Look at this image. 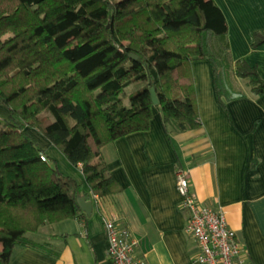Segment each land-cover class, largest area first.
<instances>
[{"label": "trees", "instance_id": "16d2710c", "mask_svg": "<svg viewBox=\"0 0 264 264\" xmlns=\"http://www.w3.org/2000/svg\"><path fill=\"white\" fill-rule=\"evenodd\" d=\"M254 41L264 46V30ZM202 60L224 107L244 95L237 79L264 94L258 70L232 60L214 0H0V264L43 226L82 218L83 187L42 161L29 131L80 166L94 196L111 197L122 189L102 149L148 132L153 109L168 134L201 128L191 67Z\"/></svg>", "mask_w": 264, "mask_h": 264}, {"label": "crops", "instance_id": "0c3cea01", "mask_svg": "<svg viewBox=\"0 0 264 264\" xmlns=\"http://www.w3.org/2000/svg\"><path fill=\"white\" fill-rule=\"evenodd\" d=\"M228 23L234 62L244 60L264 80V46L254 48V34L264 30V0H214ZM202 126L168 134L153 109L150 130L135 133L102 149L119 193L100 199L87 185L81 167L36 131H29L48 163L83 187L93 204L88 217L45 225L16 247L10 264H110L104 220L126 228L138 242L135 260L142 264H198L199 247L185 226L178 174L184 172L191 195L210 209L221 208L229 227L247 252L250 264H264V94L254 95L246 80H234L244 95L218 100L213 67L208 60L192 63ZM0 116L8 113L0 107Z\"/></svg>", "mask_w": 264, "mask_h": 264}, {"label": "built area", "instance_id": "2783aa9c", "mask_svg": "<svg viewBox=\"0 0 264 264\" xmlns=\"http://www.w3.org/2000/svg\"><path fill=\"white\" fill-rule=\"evenodd\" d=\"M43 162H48L42 156ZM177 192L181 208L189 214L185 231L195 239L199 247L198 264H250L247 252L229 227L221 208L210 209L201 206L191 195L190 182L184 172L178 174ZM108 240L110 264H142L135 260L138 246L128 229H119L116 222L104 220Z\"/></svg>", "mask_w": 264, "mask_h": 264}, {"label": "water", "instance_id": "95a60500", "mask_svg": "<svg viewBox=\"0 0 264 264\" xmlns=\"http://www.w3.org/2000/svg\"><path fill=\"white\" fill-rule=\"evenodd\" d=\"M151 93H152L153 104L155 107H157L159 105V99H158V96L156 94V91L153 89L151 91ZM78 204H79L82 212H84L88 217H90L92 215V212H93L92 202H88L85 198L81 197L78 199Z\"/></svg>", "mask_w": 264, "mask_h": 264}, {"label": "rangeland", "instance_id": "374dc122", "mask_svg": "<svg viewBox=\"0 0 264 264\" xmlns=\"http://www.w3.org/2000/svg\"><path fill=\"white\" fill-rule=\"evenodd\" d=\"M144 86V84H136L134 85L132 88H130L129 90H127L126 94H125V99H128L129 95L132 93L137 92L138 90H140L142 87ZM126 105H129V102L126 100ZM33 234H29L27 235V239H33Z\"/></svg>", "mask_w": 264, "mask_h": 264}]
</instances>
